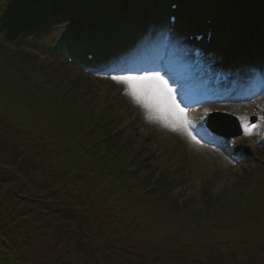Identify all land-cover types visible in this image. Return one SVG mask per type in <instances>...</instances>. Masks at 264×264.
I'll use <instances>...</instances> for the list:
<instances>
[{
    "label": "trees",
    "instance_id": "16d2710c",
    "mask_svg": "<svg viewBox=\"0 0 264 264\" xmlns=\"http://www.w3.org/2000/svg\"><path fill=\"white\" fill-rule=\"evenodd\" d=\"M63 1L0 0V135L18 142H7L13 154L6 157L0 139V264H30L18 244L21 228L16 221L31 219L50 241L58 243L66 264L188 262L186 255L175 260L164 256L157 251L162 250L159 246H154L153 252L136 254L135 244L148 241L149 236L177 243L181 251L198 250L204 257L195 264H236L240 255L252 264L262 259V171L235 186L232 209L227 206L216 213L208 199L207 210L193 207L190 211L172 196L180 181L170 173L155 183L152 178L142 179L139 173L147 168V153L133 156L132 142L120 144L117 136L112 137L111 116L96 114L89 103L67 92L60 73H54L52 68V77L41 72L36 57L21 50L28 49L22 43L32 39V34L49 20L46 9H59ZM162 1L118 0L119 4H102L84 0V7L97 13L104 8L107 20L116 23L121 20L122 8L144 16L142 10L154 12ZM220 1L241 6L246 12L252 2L262 6L260 21L264 27V0ZM188 8L193 9L192 4ZM56 79L57 84L53 83ZM1 123L19 133L10 137ZM29 158L39 168L27 170L20 165ZM47 168L49 172H45ZM245 193L251 195L247 202L242 196ZM33 212L40 218L35 219ZM61 212H69L71 217ZM94 213L104 219L96 230L92 229L96 223L92 221ZM205 220L213 224L211 229L204 228ZM33 225L31 232L36 233ZM213 231L234 234L238 239L234 245L227 244L224 252L212 246L215 242L205 240ZM74 243L80 248L72 256Z\"/></svg>",
    "mask_w": 264,
    "mask_h": 264
},
{
    "label": "rangeland",
    "instance_id": "374dc122",
    "mask_svg": "<svg viewBox=\"0 0 264 264\" xmlns=\"http://www.w3.org/2000/svg\"><path fill=\"white\" fill-rule=\"evenodd\" d=\"M65 2L67 4L63 5L61 9L48 10L47 15L49 20L47 23L36 30L32 34V39H28L29 41L23 45L25 47H32L28 50L21 48V50L36 57V62H38V67L41 72L50 75V68H52L54 73H60V76L65 79L62 86L67 92L75 97H81L84 102L89 103L93 107L95 113L111 116L110 126L113 130L119 132L117 133L119 134L117 137L120 144L130 141L132 142L131 148L133 152L139 151L140 149L149 155V159L145 163V167L147 168L142 169L139 175L142 179L151 178L155 168L163 173L167 172L166 174L174 170L177 174L175 175L176 179H181V183L175 187L174 196H179V203L184 206L187 205L186 207L190 211L195 206L198 210H207L208 199L212 200L213 209L217 210L216 213L221 208L227 206L228 209H232L234 205L230 204L232 202L231 199L236 198L234 194L236 183L246 180L245 178L257 170L255 168L260 166L264 167V118L262 115L264 112V96L249 103L224 104L223 106L212 107L210 109H223L233 112V107L238 110L244 108L243 115H250L251 118L256 119V122L252 124L250 122L251 120L246 119V122L252 128L251 135H244L243 127L241 126L240 135L234 138L237 149L239 147H245L246 150V154H242L245 163L236 166L226 159L221 151L222 149H210L201 143L197 144L179 133H174L166 129L158 122L149 120L145 111L127 95L125 85L112 79L113 76L129 75L131 72L123 71L121 75L112 74L111 76H90L78 68L70 66L66 61L63 52L65 51L64 37L70 34L68 17L65 13L66 7H72L80 14L81 19H83L82 17L86 19L85 21L83 20L84 46L88 48L87 44L91 43L89 38L90 31L95 29L97 45L106 50L104 60L111 64L119 59L128 60V62L134 60L135 56L131 53L132 50L134 52V49L137 47L143 48V44L147 43L145 41L152 36H154V43L158 40V44H160L158 51L161 50L162 40L166 35V15L169 13V0L161 2L154 12L142 10L141 14L144 15L143 19L138 18L140 16L138 12L124 11L122 8L120 14L122 20L116 23L107 20V13L104 8L101 9L102 11L100 13L90 11L87 14L86 11H83L84 0H65ZM112 2L119 4L118 0H112ZM252 7L254 17L258 16L262 8L254 3ZM138 20H141L142 23H138ZM252 20L255 23H253L254 26L252 28H248L249 33L256 34L258 37L264 36L262 33L264 29L260 23L254 19ZM133 29L139 31L138 34L136 33L137 39L135 40L137 42L123 34ZM141 32L144 33L145 37L141 36ZM219 39L220 36L217 37V40ZM50 46H53L54 49ZM93 48L91 47L89 49ZM171 49L173 50L174 46ZM140 51V54H143L145 50L142 49ZM172 54L170 52V55ZM6 58H9V56ZM50 77L52 76L50 75ZM57 82L58 79L53 83L57 84ZM78 92L81 95H78ZM186 94L187 90L185 86L178 85L176 87L178 101L181 100V102L186 103ZM205 114L206 111H202L201 109H195L194 112L188 113L195 122L202 120ZM1 125L9 134L11 133L10 137L13 135L16 136L19 133L18 130L5 123H1ZM12 138L10 140L6 135H0L3 152L6 157H11L13 154V150L7 146V142L10 141L12 144L18 145V142L13 141ZM208 150L217 151L225 158V161H221L216 154L210 153ZM27 152L34 155L29 150ZM28 153L25 152L24 154ZM20 165L27 170H36L39 168V165L31 158L24 160ZM178 169L181 171H175ZM49 171V168L45 170V172ZM200 185H202V188ZM202 191H204V196L201 194ZM242 196H244L243 200L247 202L251 195L245 193ZM247 206L249 204L245 205V207ZM205 213L207 214V212ZM33 214L35 219L40 218V214L35 212ZM61 214L66 217H71V213L69 212H61ZM92 221L96 222L92 224V229L96 230L97 224L104 221V219L102 216L94 213ZM16 223L21 228L18 244L23 250L25 258L27 256L29 259L30 264H66V259L62 255L58 243L53 240L50 241L43 230L39 229L32 219L27 222L19 220ZM33 223L36 233L31 232ZM43 225H45V222L41 224V226ZM212 225L210 220H205L203 226L206 230H209L212 228ZM168 232L170 231L166 230V233ZM170 234L174 233L172 232ZM57 237L61 240L59 234H57ZM149 237L148 241L140 240L135 244V248H137V251H135L136 254L153 252L156 250L153 247L159 246L162 250L157 251L164 253V256L171 257L173 260L181 255H186L185 257L188 261L186 264H195L194 261L196 262L198 260L199 262L204 257L198 250L181 251L177 243L171 244L169 240L160 236L157 239H154L153 236ZM207 238L205 239L207 242H215L212 245L213 247H221L224 249V252L227 244L234 245L238 239L234 234L228 236L225 232L216 233L215 231L210 235L207 234ZM65 239L66 236L63 234L62 240ZM217 242H220V244ZM72 247V256H74L78 253L80 245L74 243ZM34 253L36 255H33ZM153 257H155V254ZM47 258L49 259L48 261ZM236 264L252 263H249L245 260L244 256L240 255ZM255 264H264V257L257 260Z\"/></svg>",
    "mask_w": 264,
    "mask_h": 264
},
{
    "label": "snow or ice",
    "instance_id": "6c2138e0",
    "mask_svg": "<svg viewBox=\"0 0 264 264\" xmlns=\"http://www.w3.org/2000/svg\"><path fill=\"white\" fill-rule=\"evenodd\" d=\"M112 79L125 85L126 93L146 113L149 120L158 122L166 129L179 133L199 144L192 121L185 107L178 101L176 90L160 71H146L141 75L113 76ZM244 135H251L252 128L246 117H238Z\"/></svg>",
    "mask_w": 264,
    "mask_h": 264
},
{
    "label": "bare ground",
    "instance_id": "6f19581e",
    "mask_svg": "<svg viewBox=\"0 0 264 264\" xmlns=\"http://www.w3.org/2000/svg\"><path fill=\"white\" fill-rule=\"evenodd\" d=\"M212 0H204L203 2H200L197 6V8H200V7H204V4H207V6L211 5L212 4ZM187 7V6H186ZM252 98V97H250ZM235 103V102H233ZM209 108H206L205 111H208ZM244 111V108H241L240 110H238L237 108H234L233 107V112L232 115L233 116H241V117H245V115L242 114V112ZM210 153H213V154H216L217 157L221 160V161H225V158L220 154L218 153L217 151H214V150H208Z\"/></svg>",
    "mask_w": 264,
    "mask_h": 264
}]
</instances>
